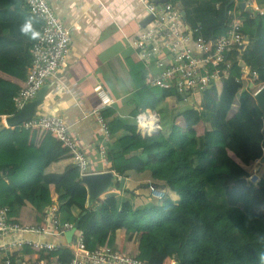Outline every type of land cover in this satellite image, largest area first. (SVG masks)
I'll return each mask as SVG.
<instances>
[{"label": "trees", "instance_id": "16d2710c", "mask_svg": "<svg viewBox=\"0 0 264 264\" xmlns=\"http://www.w3.org/2000/svg\"><path fill=\"white\" fill-rule=\"evenodd\" d=\"M231 1L194 0L192 4L210 7L197 13L196 23L185 9L186 23L200 26L203 37L215 39L227 31ZM256 2L264 10V0ZM12 9L8 0H0L5 36L22 20ZM237 9L241 13L240 5ZM26 13L25 21L32 18L27 9ZM240 19L244 47L229 51L227 59L236 77L244 68L250 79L256 73L254 85L264 86V14L254 18L243 14ZM144 73L140 65L131 77L135 103L131 117L134 122V117L145 110L157 114L158 136L144 139L136 130L135 135L125 132V121L115 118L107 121L110 138L105 148L108 171L124 179L130 174L149 179L138 189H148L150 202L135 207L108 195L86 207V195L72 197L65 192L81 179L70 153L49 135L34 139L31 132L14 127L0 130V209H8L10 221L27 225L20 222L27 205L36 214H46L55 206L59 230L79 220L76 233H82L89 251L107 246L127 254L126 247L136 245L139 236L145 234V243L134 257L146 264H165L167 248L172 246L180 247L179 264H264V176L256 184L247 180L252 165L263 158L264 140L259 133L245 144L234 143L235 136L253 131L249 124L256 122V131L261 129L262 113L249 84L239 85L234 79L213 82L201 94L195 110L177 114L164 108L165 101L172 98L181 104L191 97L158 87L140 89L144 85L140 75ZM228 83L237 85L238 91L225 109L221 92ZM0 88L12 91L0 99V117L15 115L18 111L12 99L19 89L3 80ZM126 138L146 147L143 157L126 156L122 144ZM66 160L68 166L55 169ZM150 188L163 190V198L155 199ZM119 236L124 237L121 250ZM44 256L68 264L72 253L60 246Z\"/></svg>", "mask_w": 264, "mask_h": 264}, {"label": "crops", "instance_id": "0c3cea01", "mask_svg": "<svg viewBox=\"0 0 264 264\" xmlns=\"http://www.w3.org/2000/svg\"><path fill=\"white\" fill-rule=\"evenodd\" d=\"M8 1L11 8H13L12 10H15L14 13L21 15L16 16L22 20L17 21L12 32L6 36L1 29L3 23L0 20V80L7 81L15 88L20 89L24 85V79L29 69L30 49L36 39L38 27L36 21L32 18H27V21H25L23 15L27 16V13L22 0ZM47 1L56 17L70 31V49L61 69L44 85L46 87L45 94L37 108L36 116L62 117L69 126L73 139L79 144L88 160L89 173L107 172L109 165L105 166L98 157L97 146L100 143V133L98 124L91 113L95 109H101V113H104L103 115L108 122L115 118L124 120L123 130L135 135L136 129L131 117V113L135 109L131 77L134 75L136 68L142 66V64L137 60L130 43L138 35L141 23L147 19L146 12L139 0ZM193 1L175 0L174 2L180 13H184V17H181L185 21L184 10L187 9L190 14L189 18L196 23L197 13L208 10L210 6L202 3L192 4ZM244 2L245 0H232L230 2L232 7L228 14L232 11L237 16L247 15L248 11ZM241 4H244V7L240 9L241 13H238L237 8L239 5L241 7ZM241 85H244V81L241 82ZM237 88V85L228 83L221 92V102L225 109H227L230 101L238 91ZM248 88H250V85ZM11 93V90L0 88V99L8 97ZM103 95L110 99L108 105L102 104ZM174 102L176 105H180L175 100ZM198 105L199 102H195L191 109ZM167 108L169 111L175 112V105ZM189 109L186 108V110ZM186 110L183 109L181 112ZM181 112H177V114ZM2 119L0 117V130L5 128ZM250 126L253 129L250 134L245 133L239 137L235 136L234 143L236 146L249 142L260 133L255 131L258 126L256 122L251 123ZM35 137L39 136H34V139ZM122 144L127 157H143L147 150L143 144L132 138L124 139ZM69 164L70 162L66 160L55 169H63ZM133 180L131 174L125 178V182H132ZM148 181V178L144 181L135 179L136 185L140 182L148 183ZM122 188L124 190L121 191V195L115 196L120 202L127 201L135 207L150 202L137 190H134L132 195L134 199H128L127 196H130L126 194L128 188L125 186ZM65 192L72 195V197L82 194L88 197L87 189L81 182L72 188H66ZM108 195L110 194L107 193L101 199ZM85 206L90 208L93 205L88 206L86 201ZM43 220L44 214H36L29 205L22 210L21 223L41 225L44 222ZM17 240L36 241L70 248L65 242L64 235L53 236L50 232L40 235L31 233L8 234L0 237V247ZM144 241L145 234H141L136 245L126 247L127 254L130 256L137 255L144 245ZM118 245V250L124 247L123 236H119ZM167 252L169 257L165 264L178 263L180 247H168ZM3 256V254H0V259ZM28 258L33 260V255H29Z\"/></svg>", "mask_w": 264, "mask_h": 264}, {"label": "built area", "instance_id": "2783aa9c", "mask_svg": "<svg viewBox=\"0 0 264 264\" xmlns=\"http://www.w3.org/2000/svg\"><path fill=\"white\" fill-rule=\"evenodd\" d=\"M22 1L28 13L36 21L38 32L31 45V60L24 85L12 99L18 112L26 104L34 101L40 89L61 69L69 55L71 36L69 29L56 17L47 0ZM139 1L144 7L147 18H152L145 26L140 27L138 35L130 43L137 60L145 69V73L140 75L144 81L140 89L158 87L174 91L178 95L200 99L201 94L213 82L234 79L235 83L240 85L245 80L244 73L239 77L235 76L233 67L227 59L229 51L244 45L240 16L230 11L226 33L215 39H209L203 37L200 26L191 27L186 23L175 2ZM244 3L250 18L264 14V10L257 5L256 0H245ZM251 75L249 85L255 83L257 77L255 72ZM109 103L110 99L103 95L102 104ZM91 115L99 127L98 157L106 166L109 165L105 148L110 138L108 123L101 109L93 110ZM2 118L4 122L5 116ZM134 123L136 133L144 139L155 138L160 132L159 116L150 110L137 114ZM17 127L39 136L37 139L42 135H49L61 148L70 153L75 167L79 170L80 178L90 174L88 160L79 144L73 139L69 126L62 117L35 115ZM262 153L264 156V147ZM260 163L261 161L257 160L254 164ZM256 171L257 169L254 168L247 179L251 184H256L260 180ZM150 192L155 199L164 196V191L160 189L150 188ZM7 215L8 209H0V237L12 233L40 235L46 232H50L53 236H62L72 227V225L65 226L62 231L59 230L55 206L50 207L44 214V222L41 225H22L10 221ZM69 246L72 258L68 264H146L134 256L107 246H99L94 251H89L83 243L80 232L76 233ZM59 247L36 241H12L0 247V254L4 255L0 259V264H62L54 257L44 256ZM29 255H33V260L28 258ZM17 259L19 260L15 261Z\"/></svg>", "mask_w": 264, "mask_h": 264}, {"label": "water", "instance_id": "95a60500", "mask_svg": "<svg viewBox=\"0 0 264 264\" xmlns=\"http://www.w3.org/2000/svg\"><path fill=\"white\" fill-rule=\"evenodd\" d=\"M244 7V4H241V8ZM227 9V7H226ZM225 9V11H226ZM181 16L184 17V13H181ZM152 18L148 17L145 19L141 26H145ZM244 46H241V49ZM255 82V80H254ZM254 87V83L250 84V89ZM46 87L43 86L40 91L37 93V96L34 101L26 104L17 114L5 117L3 122V127L5 128H14L19 126L21 123L29 120L34 117L37 113V108L43 100ZM256 105L262 113V123H263V135H264V86H261L253 95ZM264 147V144H263ZM261 164H264V157L260 160ZM80 182L86 187L88 197L87 204L88 206L93 205L98 199L102 198L105 194L110 193L115 189L117 183L124 184L125 179L118 177L114 172L107 171L104 173L98 174H87L81 177ZM79 226V220H77L69 229L64 233V238L66 244H70L73 240L75 232ZM179 264V263H173Z\"/></svg>", "mask_w": 264, "mask_h": 264}, {"label": "rangeland", "instance_id": "374dc122", "mask_svg": "<svg viewBox=\"0 0 264 264\" xmlns=\"http://www.w3.org/2000/svg\"><path fill=\"white\" fill-rule=\"evenodd\" d=\"M242 73H244V76H245L244 85H247V83H248V81L250 79L248 77V75H249L248 74V71L246 69H244V70H242ZM260 87H261V85L254 86L252 89H250L251 93L254 94ZM195 102L196 103L199 102V98H189V99H187L186 102H183L180 105H176L175 102H174V100L172 98H169L167 100V102H166V105H164V108H166V106L170 108L171 106L175 105V110H174L175 112L174 113H177V112H181L183 109L186 110V108H192L193 105H195ZM195 109H196V107H194V110ZM249 125H251V124H249ZM260 128H261L260 129V133L262 134V137H263V140H264L263 123H262V125H261ZM201 130H202L201 126H198L197 132L200 133ZM254 168L257 169L256 173H257V176H258L259 179H260V177H263L264 176V164H261L260 163V164H257V165H255V164L252 165V167H251V174H252ZM133 178H134V180L132 182H127L126 181L124 184H120L119 190L114 189L112 191L113 193L111 192V193H108V194L117 197L119 194L121 195V191H123V189L121 187H124L125 186V187L128 188L127 189L128 192L126 194L127 195H130L129 197L127 196L128 199H134L132 197V195L134 193V190H137L138 192L140 191L141 194H143V196H145L147 198L148 197V192H147L148 189H146L144 187L138 189L139 186L145 185L147 182L146 183L140 182V183H138V185H136V182H135V179L138 180V181H144L146 178L143 175H139V176H135L134 175ZM174 199H176V198L174 197Z\"/></svg>", "mask_w": 264, "mask_h": 264}]
</instances>
